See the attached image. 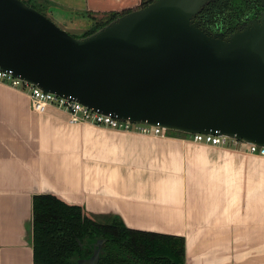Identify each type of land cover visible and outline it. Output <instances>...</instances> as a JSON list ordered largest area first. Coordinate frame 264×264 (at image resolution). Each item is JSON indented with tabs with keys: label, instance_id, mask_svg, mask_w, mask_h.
<instances>
[{
	"label": "crops",
	"instance_id": "obj_1",
	"mask_svg": "<svg viewBox=\"0 0 264 264\" xmlns=\"http://www.w3.org/2000/svg\"><path fill=\"white\" fill-rule=\"evenodd\" d=\"M46 1L109 14L137 9L142 0ZM39 194L81 206L101 222L182 237L186 264H264V157L246 144L74 124L66 109L34 110L28 90L1 82L0 264H36Z\"/></svg>",
	"mask_w": 264,
	"mask_h": 264
},
{
	"label": "water",
	"instance_id": "obj_2",
	"mask_svg": "<svg viewBox=\"0 0 264 264\" xmlns=\"http://www.w3.org/2000/svg\"><path fill=\"white\" fill-rule=\"evenodd\" d=\"M212 1L155 0L77 37L0 0V70L121 120L264 146V10L226 36L196 21Z\"/></svg>",
	"mask_w": 264,
	"mask_h": 264
},
{
	"label": "trees",
	"instance_id": "obj_3",
	"mask_svg": "<svg viewBox=\"0 0 264 264\" xmlns=\"http://www.w3.org/2000/svg\"><path fill=\"white\" fill-rule=\"evenodd\" d=\"M24 1L47 15L42 3ZM153 1L142 0L139 8ZM263 10L260 0H215L203 8L196 21L212 32L223 31L228 36L245 22L259 17ZM130 11L94 17L91 29L81 37ZM171 134L185 135L174 131ZM33 228L36 264H76L77 258L92 256L94 243L99 239L105 242L98 264H186L182 237L130 229L119 221L101 222L86 214L81 206L68 204L51 194L34 197Z\"/></svg>",
	"mask_w": 264,
	"mask_h": 264
},
{
	"label": "built area",
	"instance_id": "obj_4",
	"mask_svg": "<svg viewBox=\"0 0 264 264\" xmlns=\"http://www.w3.org/2000/svg\"><path fill=\"white\" fill-rule=\"evenodd\" d=\"M0 82L8 84L14 88L23 89V87H25V89L28 90L34 110L43 112L50 105L66 109L70 115V121L74 124L87 122L97 126L126 131H137L150 135H164L167 134L168 131L158 126L121 120L111 115L101 113L100 111L89 108L70 97L45 92L39 87L21 80L8 71L0 70ZM184 136L192 141L214 146H229L230 143L234 145L243 143V141L227 135L197 133L185 134ZM245 144L249 153L264 157V146H259L254 143Z\"/></svg>",
	"mask_w": 264,
	"mask_h": 264
},
{
	"label": "rangeland",
	"instance_id": "obj_5",
	"mask_svg": "<svg viewBox=\"0 0 264 264\" xmlns=\"http://www.w3.org/2000/svg\"><path fill=\"white\" fill-rule=\"evenodd\" d=\"M36 1L42 3L46 7L47 16L50 17L59 27L67 30L70 34L77 37H81L83 33L91 29L93 23L95 22V18L100 19L101 17H104L102 14H92L89 12L79 13L71 12L68 10H60L51 2L45 0ZM74 24L79 27L73 28ZM172 132L173 131H167V133L169 134H171ZM243 143L245 144V142Z\"/></svg>",
	"mask_w": 264,
	"mask_h": 264
}]
</instances>
